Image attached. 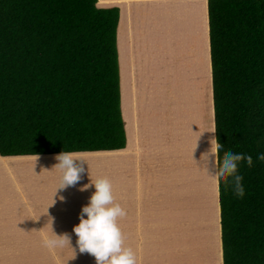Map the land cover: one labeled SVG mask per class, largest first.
Masks as SVG:
<instances>
[{"label": "trees", "instance_id": "1", "mask_svg": "<svg viewBox=\"0 0 264 264\" xmlns=\"http://www.w3.org/2000/svg\"><path fill=\"white\" fill-rule=\"evenodd\" d=\"M215 136L245 194L219 188L223 264H264V0H207ZM98 0H0V156L126 144L116 26ZM79 154V153H78Z\"/></svg>", "mask_w": 264, "mask_h": 264}, {"label": "rangeland", "instance_id": "2", "mask_svg": "<svg viewBox=\"0 0 264 264\" xmlns=\"http://www.w3.org/2000/svg\"><path fill=\"white\" fill-rule=\"evenodd\" d=\"M192 1L152 0L134 6L153 10L150 20L154 26L148 31V48L152 54L136 53L131 61L133 72L129 70V57L123 59L131 43L123 38L118 40L122 108L129 140L130 80L133 79L134 84L144 81L149 85L148 103H145L149 140L139 143L137 173L146 180L144 188L149 190L154 227H187L184 219L190 216L192 222H198L202 210L207 211V227L217 224V190L209 175V161L203 158L215 136L207 0ZM120 7L124 11L123 5ZM179 12L193 14L191 18L199 23L198 35L197 25L194 26L191 19L188 22L187 18H178ZM181 34H184L183 39L179 38ZM132 45L133 51L140 46L139 42ZM163 56L167 57L162 62ZM137 91L139 93L141 88L134 89L135 100ZM141 101L140 97L136 104ZM78 153L84 162L76 163L84 172L75 185L64 188H58L61 173L54 167L59 154L15 157L7 161L0 158V264H11L9 257L2 253L3 246L7 244L6 250L15 252L18 244L25 242L27 250L29 245L40 247L43 261H53L54 253L43 247L42 235H51L52 229L56 235L67 233L72 239L76 236L72 229L79 223L81 209L95 191L94 186L84 187L91 181L107 177L116 202L114 168H106V163L113 165L115 151ZM129 169L132 171L131 167ZM119 184L124 192L129 189V184L123 180ZM124 192L119 197L128 201L129 196ZM127 221L120 219L118 224L129 227ZM203 248L208 251L212 264H219L212 239L203 243ZM13 257L19 262L17 255Z\"/></svg>", "mask_w": 264, "mask_h": 264}, {"label": "crops", "instance_id": "3", "mask_svg": "<svg viewBox=\"0 0 264 264\" xmlns=\"http://www.w3.org/2000/svg\"><path fill=\"white\" fill-rule=\"evenodd\" d=\"M145 1L152 0H99V4H102V6L103 4L106 5L104 7L115 6L118 8L119 16L116 26V48L119 69V38H123L124 40L127 39L129 43H131V45L127 46L128 49L127 52L123 54V59L126 60L127 56L129 57V70L132 72L133 65L131 61L136 53L139 52L146 56L152 54V51L148 48V45L150 44L148 31L154 26V23L150 20L153 10H140L134 7L139 2ZM171 1L176 2L181 0ZM184 1L186 2L187 0ZM194 1L196 0H193L192 3ZM120 5H123L124 11L121 10ZM122 12H124V16H122ZM189 14V12H179V14L177 13V16L178 18H182V20L187 18L188 22L189 19H191L192 22L195 23L196 19L191 18V15L193 14ZM195 25H197L198 35L200 32L199 23H195L194 26ZM179 38L183 39L184 34H181ZM132 42H139L140 46L138 50L136 49V51H133ZM183 43L184 40H182V44ZM146 56L143 58L144 62ZM166 57L167 56H163L160 60L162 62L166 61ZM184 60H186V58ZM129 78L131 79V77ZM137 87H140L141 91L139 93L137 91V97L135 100L134 89H137ZM130 90L132 94L130 107L131 113L129 116L130 121H128L129 124L127 123L129 126L130 140L127 136L126 119L122 108V87L120 80L121 114L124 124L126 144L123 148L114 150L115 159L112 166H110V163H106V168H114L116 180L114 183L116 203L123 206L127 213V215L122 218V221H126L128 219L127 222L130 223L129 227H120L125 236V246L131 247L135 251L138 264H212L208 251L203 248V243L205 244L207 241L212 239V245L218 255L219 264H223L219 197H217V204L215 207L217 213L216 227H207L205 222L207 217L205 215L207 211L204 210L200 211L198 222H192L190 216L186 217L184 222L186 221L187 227H154V220L151 211L149 210V190H145L144 188L146 180L143 181L142 178L139 177L140 174L138 175L137 173V164H139L137 155L141 152L139 143L144 139L149 140L148 117L145 111V103H148L149 85L144 81L134 84L133 79H131ZM140 97L142 98V101L139 105H137L136 103L139 102ZM15 157H20L21 159V157L26 156ZM15 157L11 156L10 158ZM87 166L90 169L93 168L91 165ZM129 167H131L132 171ZM121 180H123L126 184H129V189L125 192L119 184V181ZM123 192L128 194V201L122 200L121 197H119V194ZM70 239V246L72 249L63 248L55 250L54 257L52 256L53 261L48 263L47 261L45 262V260L43 261L40 247L37 244L34 246L29 245V250H27L26 242L24 244H18L19 248H15V252L18 254H15L13 251L11 252V250L7 251L6 244L3 246L2 253H5V255L9 257L11 264H57V259L59 260V264H95L94 257L87 253L79 252L76 245L77 237L75 236L73 239ZM21 243L23 242L21 241ZM14 247H17V244ZM8 248H11V244ZM73 250L75 252V256ZM14 255L18 256L19 262H16L13 259Z\"/></svg>", "mask_w": 264, "mask_h": 264}, {"label": "clouds", "instance_id": "4", "mask_svg": "<svg viewBox=\"0 0 264 264\" xmlns=\"http://www.w3.org/2000/svg\"><path fill=\"white\" fill-rule=\"evenodd\" d=\"M210 145L208 153L203 158L208 160L211 166L209 175L216 186L217 197H219L220 185L223 184L226 189L231 188L237 197L242 198L245 189L242 184L243 177L238 169L241 162L251 167L252 156L225 151L221 157V149L224 145L219 143L215 136L211 139ZM55 159L58 163L54 167L61 173V185L58 188L75 185L84 172V168L76 163V161L84 162L80 154L63 151ZM257 160L264 161V153L259 154ZM89 186H94L95 191L89 203L82 207L79 223L72 229L77 237L76 245L79 252L94 257L95 264H138L135 251L125 246V236L118 220L124 218L127 213L119 203L115 202L111 181L107 177H100L84 187ZM70 244L71 239L67 233L56 235L51 229V235H42L43 247L53 253L64 247L72 248ZM57 264H59L58 259Z\"/></svg>", "mask_w": 264, "mask_h": 264}, {"label": "bare ground", "instance_id": "5", "mask_svg": "<svg viewBox=\"0 0 264 264\" xmlns=\"http://www.w3.org/2000/svg\"><path fill=\"white\" fill-rule=\"evenodd\" d=\"M0 158H2V156H0ZM7 159H10V157H3V161H7ZM15 159V158H12ZM18 159H20V157H18Z\"/></svg>", "mask_w": 264, "mask_h": 264}]
</instances>
